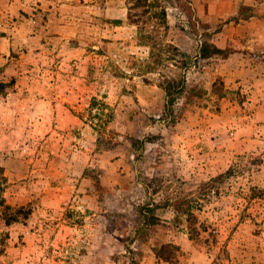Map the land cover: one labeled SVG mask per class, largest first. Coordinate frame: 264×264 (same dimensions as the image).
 Listing matches in <instances>:
<instances>
[{"label":"rangeland","instance_id":"rangeland-1","mask_svg":"<svg viewBox=\"0 0 264 264\" xmlns=\"http://www.w3.org/2000/svg\"><path fill=\"white\" fill-rule=\"evenodd\" d=\"M153 1L0 9V264H264V0Z\"/></svg>","mask_w":264,"mask_h":264},{"label":"trees","instance_id":"trees-1","mask_svg":"<svg viewBox=\"0 0 264 264\" xmlns=\"http://www.w3.org/2000/svg\"><path fill=\"white\" fill-rule=\"evenodd\" d=\"M129 2H130V9L128 12L129 21L133 24L138 25L139 31H140V38L145 40L144 43L149 44L150 46L156 48L159 45V42H158L159 40L157 39V36L151 32H149L148 34H143L144 33L143 30L145 31L147 29V25L152 24L151 22L154 19H159L160 20L159 24L161 26L168 27L169 23L167 21V10L165 8H163V6L160 5L162 7V9L153 13L152 8L158 5L153 0H129ZM137 9H141V11L136 12ZM187 13L192 17L194 15L193 7L189 6L187 8ZM118 22L122 23V20H118ZM216 49H218V48H216ZM168 77H169L168 78L169 80H168V84L165 86V89H166L167 95H168V104H170V103H173L175 98H176V95L171 90L172 84H175V83L181 84V83H183L184 79H181L178 81V79L175 77H171V76H168ZM162 84H164V83H162ZM182 89L183 90H181V91H184V88H182ZM105 124H107V122ZM239 169H240V167H238V166H232L230 169V173L232 175H236L240 172ZM150 220L149 221L151 224L156 223L153 219L150 218Z\"/></svg>","mask_w":264,"mask_h":264},{"label":"crops","instance_id":"crops-1","mask_svg":"<svg viewBox=\"0 0 264 264\" xmlns=\"http://www.w3.org/2000/svg\"><path fill=\"white\" fill-rule=\"evenodd\" d=\"M16 1L22 4L24 9H27V7L33 6L34 4L38 5L39 7H43V9L50 8V5H49L50 0H16ZM192 2L194 4L195 9L197 8L203 11H207L208 9L212 11V8L214 7L216 3L214 0H192ZM9 4H10V0H0V9L5 10V9L10 8ZM260 7H261L260 14L264 15V1L262 2V6L260 4ZM113 14L115 17L121 20L124 18V16L127 15L126 12H121V9L114 10ZM123 23L125 24L126 22H123ZM118 24H121V23H118ZM258 33L261 34L260 36H262L261 37L262 42H259L260 49L264 51V28L259 30Z\"/></svg>","mask_w":264,"mask_h":264}]
</instances>
